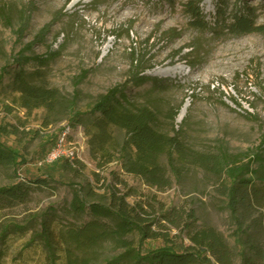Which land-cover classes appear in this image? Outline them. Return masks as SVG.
<instances>
[{"label": "rangeland", "instance_id": "374dc122", "mask_svg": "<svg viewBox=\"0 0 264 264\" xmlns=\"http://www.w3.org/2000/svg\"><path fill=\"white\" fill-rule=\"evenodd\" d=\"M189 1L194 0H172L173 6L167 0H0V71L5 65L12 69L0 87V124L20 130V134L3 137L1 141L26 160L17 171L19 180L14 178L12 169L0 171V186L44 176L42 148L51 151L58 136L67 129L65 151L72 149L82 164L78 167L79 174L56 167L55 182L50 188L34 189L30 202L24 206L0 211V222L22 224L28 216L54 208L64 225H81L88 220L87 216L70 213L74 188L67 184L89 183L99 191L102 184L96 183L93 174L98 173L109 184L114 181L110 176L114 172L133 191L129 198L132 204L162 203L168 208L194 210L199 227L217 228L230 246L237 249L229 214L221 208L219 182L201 167L186 164L179 181L170 174L172 185L166 190L147 186L125 173L118 162L103 171L90 154L84 126L70 129L63 113L49 116L43 110L25 111L18 104V94L9 87L18 68L13 64L14 58L50 26L45 42L36 43L32 53L45 56L48 51H56L58 57L44 67L28 64L24 68L29 72H45L49 85L68 98L73 94L76 79L87 73L78 87L82 99L79 110L86 111L109 88L126 83L138 60L148 68L147 75L172 82L164 91L152 92L151 84L138 87L129 84L126 90L133 101L158 111L161 128L172 135L178 132L181 141L196 152L214 154L225 150L232 155L256 152L264 137V33L239 37L220 32L214 35L211 31L200 33L190 26L184 11ZM219 2L202 0L201 10L208 22H215ZM238 2L225 1L224 18L230 19ZM248 2L257 9V25L264 26V0ZM23 7L32 9V14L30 25L19 41L16 10ZM4 12L10 14V25ZM171 108H181L174 132L165 116ZM36 131L39 136L35 137ZM117 137L123 140L122 135ZM254 218L263 224L260 213ZM30 235L10 239L3 264H44L42 247L27 246ZM261 237L264 241L263 233ZM146 244L155 249L162 245L159 241Z\"/></svg>", "mask_w": 264, "mask_h": 264}, {"label": "trees", "instance_id": "16d2710c", "mask_svg": "<svg viewBox=\"0 0 264 264\" xmlns=\"http://www.w3.org/2000/svg\"><path fill=\"white\" fill-rule=\"evenodd\" d=\"M225 1L220 0L214 23L204 17L202 0L186 3L184 11L190 26L203 34L211 31L214 35L239 37L264 33V26L257 25V9L249 0H239L230 19L224 18ZM167 3L172 5V0ZM16 13L19 24L16 34L22 41L30 25L32 9L23 7ZM3 14L10 25V14ZM49 31L50 26L40 31L14 58L13 64L18 68L12 74L9 87L18 94L20 108L27 112L43 110L49 116L65 114L70 129L80 125L86 128L90 154L99 169L105 171L111 163L118 162L125 173L151 188H170V174L177 181L181 180L186 164L201 167L205 174L219 182L217 191L221 208L229 214V222L234 227L231 235L237 249L230 246L217 228L199 227L194 210L177 206L168 208L162 203L132 204L129 198L133 191L115 177L114 172L110 174L114 181L109 184L94 173L96 183L102 184L98 186L99 191L89 183L67 184L74 188L70 213L86 215L88 220L83 224L64 225L54 208L30 215L22 224L1 221L0 264H3L10 239L28 234L31 235L27 246L42 247L44 264H264L261 237L264 234V137L256 152L248 151L242 155H232L225 150L211 154L188 148L178 132L172 135L160 127V116L155 108L139 104L127 94L129 84L134 87L151 84L152 92L172 86L168 79L147 75L148 68L138 60L126 83L109 88L86 111L79 110L82 99L78 87L87 73L76 79L73 94L68 98L49 85L45 72H29L24 68L28 64L44 67L58 57L56 51H48L45 56L32 53L36 43L45 42ZM10 70V65L1 68L0 87L11 74ZM180 111L181 108H171L165 115L173 132ZM18 134L17 127L0 124V171L12 169L17 180V171L26 160L19 151L1 140ZM119 135H122V141L117 139ZM34 136H39V132L36 131ZM42 152L44 176L1 185L0 211L24 206L30 202L34 189L50 188L55 182L56 167L77 174L81 172L78 167L82 164L78 160L61 159L47 165L45 159L50 151L44 146ZM257 213L263 216V224L254 218ZM174 230L177 231L175 234ZM157 241L162 245L156 249L146 244Z\"/></svg>", "mask_w": 264, "mask_h": 264}, {"label": "built area", "instance_id": "2783aa9c", "mask_svg": "<svg viewBox=\"0 0 264 264\" xmlns=\"http://www.w3.org/2000/svg\"><path fill=\"white\" fill-rule=\"evenodd\" d=\"M68 131L69 129L58 136L57 142L55 143V146L52 148V150L48 153L45 162L52 163L61 159H69L72 162L77 160L78 155H76L72 149L71 151H65L66 140H68Z\"/></svg>", "mask_w": 264, "mask_h": 264}, {"label": "bare ground", "instance_id": "6f19581e", "mask_svg": "<svg viewBox=\"0 0 264 264\" xmlns=\"http://www.w3.org/2000/svg\"><path fill=\"white\" fill-rule=\"evenodd\" d=\"M183 114H184V110L182 111V113H181L180 117H182V116H183Z\"/></svg>", "mask_w": 264, "mask_h": 264}]
</instances>
